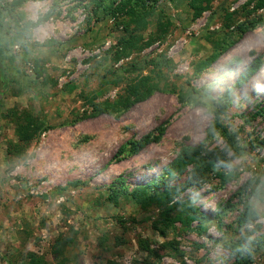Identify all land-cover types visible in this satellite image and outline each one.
<instances>
[{
  "label": "rangeland",
  "instance_id": "374dc122",
  "mask_svg": "<svg viewBox=\"0 0 264 264\" xmlns=\"http://www.w3.org/2000/svg\"><path fill=\"white\" fill-rule=\"evenodd\" d=\"M15 1L0 0L5 25L0 58V264H8L7 257L20 263L29 252L48 264L157 263L155 254L140 248V240L163 256L159 264H264V243L240 261L226 247L252 234L237 220L251 195L252 178L258 182L264 177V64L240 80L255 57L264 62V26L242 35L209 69L197 73L198 64L227 34L226 13L238 12L235 23L244 20L243 8L250 0H214L200 18L189 0H161L166 17L151 21L141 32L142 50L128 51L118 62L116 49L127 35L114 20H99L90 0H50L45 20L56 30L39 44L21 42L26 0L17 7ZM129 3L122 0L119 5L125 10ZM151 62L163 66L155 70ZM34 68L41 73L39 79ZM158 74L162 90L148 100L118 117L89 116L94 105L113 103L125 96L129 84H149ZM216 81L222 91L212 93L213 119L198 126L192 110L202 106L207 85ZM220 103L227 106L220 124L236 132L231 148L242 162L228 173L225 185L211 176L207 183L190 187L202 192L207 207H197L214 219L207 234L185 231L178 222V230L169 229L163 237L153 224L161 221L164 210L145 209L126 199L119 206L106 200L113 187L131 191L164 173L185 146L207 139L210 150L222 151L217 145H228L225 137L217 133L209 138ZM24 113L48 127L29 143H20L16 136ZM73 120L77 122L71 125ZM160 126L166 132L159 142L119 156L123 147L156 135ZM190 170L171 185L188 181ZM76 181L78 187L70 185ZM178 199L188 200L187 190ZM261 238L264 226L256 230V239ZM171 241L178 242L183 257L164 247Z\"/></svg>",
  "mask_w": 264,
  "mask_h": 264
},
{
  "label": "trees",
  "instance_id": "16d2710c",
  "mask_svg": "<svg viewBox=\"0 0 264 264\" xmlns=\"http://www.w3.org/2000/svg\"><path fill=\"white\" fill-rule=\"evenodd\" d=\"M23 1L24 0H16L13 6L17 7ZM121 1L122 0H90L92 12L98 19L108 17L114 20V24L117 25L118 28H122L125 35H127L117 46L115 62L124 58L123 56L126 57V55L129 54L128 51L133 52L142 50L141 32L147 30L151 21H158L166 17L164 16V11L159 7L161 0H129V6L125 10L119 5ZM213 1L214 0H189L188 6L193 11L194 16L200 18L205 11L209 10ZM252 3H254V5L250 7ZM243 9H247L246 18L238 23L233 21V16L238 12L226 13L227 34L224 35L220 47L211 51V53L198 64V74L209 69L221 58V56L231 50L242 35L257 27L264 26V15L262 14V12H264V0H250ZM4 27L5 25L1 21L0 15V58L4 56V50L2 49L3 36L1 34V30ZM9 40L11 39L9 38ZM150 44L151 42H148L147 46ZM263 64L264 62L260 57H255L240 76V80H244L251 77L256 72H259ZM150 65L153 66L155 70H160L163 66L162 63L157 62H151ZM34 69L39 79L41 73H39L38 68ZM0 71L2 73L4 72L1 66ZM159 76L160 74L155 76V79L150 78L151 82L149 80V84L148 82H146L145 85L137 82L129 84L126 87L125 96L120 97L113 103L94 105L93 111L89 116L94 117L100 114H109L118 117L122 113L129 111L134 105L148 100L156 91L162 90ZM219 107L220 110L217 112V118L211 129L209 138H213L219 133L225 137L229 146L234 147L237 136L236 132H231L220 124L221 116L224 114L227 106L224 103H220ZM21 116L22 117L19 118V124L16 126V136L20 143H29L35 138L39 130H48V127L42 121L34 119L28 113H24V115ZM76 120L70 121V124L76 123ZM165 132V126H160L157 129L156 135H147L139 141L131 142L128 149L126 147L121 149L119 156L125 154L127 150L130 155L139 153L149 144L159 142L165 135ZM206 140L196 146L183 147L172 163L166 167L164 173L148 183L140 185L131 191L124 187H113L106 200L115 206H119L120 200L126 199L133 201L135 204L145 209L150 206H157L159 209L164 210V216L161 221L153 224L154 230L158 231L163 237L166 236L167 230L169 229L174 231L178 230L176 226L178 222L181 223L185 231H195L199 235L207 234L209 230L208 225L214 220L213 217L202 212L197 206H191L188 200L178 199L180 195L186 192L190 187L207 183L211 176L219 178L222 185L227 184L230 180L228 173L220 169L217 165V160L226 158L225 153L217 149L210 150L207 147ZM189 169L191 170L188 181L180 185H171V182L175 178L181 177L187 173ZM70 185L78 187L80 182H72ZM251 185V182L245 184L243 187L244 190H248ZM227 206L230 207L231 204L229 203ZM223 212H225V210ZM246 218L247 205L245 206V211L237 220L239 227H244ZM194 223H197L195 227H193ZM243 242L244 239H241L237 242H229L226 244V247L237 261L250 257L249 255H241L236 252V248ZM57 243L58 246H60V244L64 245V242L61 241H57ZM262 243H264V238L255 239L252 249L255 245L256 248L261 247ZM139 246L143 251L155 254L159 261L154 264H159L163 256L155 253L153 249H150L148 241L140 240ZM164 247L170 248L171 251L176 252L180 257L185 255V253L179 249L178 242H167ZM20 259V263L14 262L9 257L5 258V261L8 264H48L43 257L33 252L22 255ZM195 264H200V262L198 261Z\"/></svg>",
  "mask_w": 264,
  "mask_h": 264
},
{
  "label": "clouds",
  "instance_id": "9594fccd",
  "mask_svg": "<svg viewBox=\"0 0 264 264\" xmlns=\"http://www.w3.org/2000/svg\"><path fill=\"white\" fill-rule=\"evenodd\" d=\"M50 0H26V6L20 19V34L22 43H43L50 39L56 30L54 24L45 20L49 11ZM264 45V42H262ZM222 91L219 81L211 82L207 85L203 104L200 107H194L192 110V119L198 126L209 125L213 119L212 101L216 98L212 93ZM225 153L226 158L217 160V165L226 173H232L238 169L242 162V157L237 155L231 146L223 142L217 145ZM243 147V144H240ZM253 185L251 195L247 200V218L243 231L252 233L245 235L244 242L236 248V252L241 255H251L252 245L256 239V230L258 226H264V177H260L258 182L252 178ZM188 203L191 206H204L205 198L202 192L193 187L187 190ZM222 264V262H221Z\"/></svg>",
  "mask_w": 264,
  "mask_h": 264
}]
</instances>
